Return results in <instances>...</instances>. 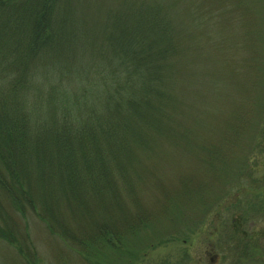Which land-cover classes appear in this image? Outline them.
<instances>
[{
  "label": "trees",
  "instance_id": "obj_1",
  "mask_svg": "<svg viewBox=\"0 0 264 264\" xmlns=\"http://www.w3.org/2000/svg\"><path fill=\"white\" fill-rule=\"evenodd\" d=\"M226 2L225 10L217 9L229 26L225 30L236 38L245 34L252 44L256 36L263 41V30H250L248 21L232 26L226 15L262 2ZM184 5L0 0V244L23 264H45L30 239L32 219L83 264H137L150 251V226L157 221L145 198L152 188L150 162L160 150L201 157L220 181L235 168L228 190L242 183L253 161L249 152L239 162L233 158L240 145L235 111L227 119L217 109L214 120L182 124L201 107L204 117L211 113L204 106L181 109L182 98L196 103L185 97L201 60L190 27L203 24ZM259 55L264 59V47ZM248 110L257 121L250 131L255 142L263 104L250 101ZM254 189L252 194L264 196V187ZM221 196L198 220L215 213L225 200ZM248 216L244 223L255 220L253 209ZM19 220L24 234L16 229ZM243 234V257L262 251L252 229Z\"/></svg>",
  "mask_w": 264,
  "mask_h": 264
},
{
  "label": "rangeland",
  "instance_id": "obj_2",
  "mask_svg": "<svg viewBox=\"0 0 264 264\" xmlns=\"http://www.w3.org/2000/svg\"><path fill=\"white\" fill-rule=\"evenodd\" d=\"M233 1L238 3V0ZM256 1L262 3L256 4L254 10L242 7L239 11L242 13L226 14L232 26L235 23V27L241 28V24L248 21L250 30L253 28L255 31H264V3L263 0ZM183 2L185 7L193 11L189 14L196 13L203 24L205 20L208 22L204 24V28L200 24L197 29L195 21L190 27V34L197 40L196 43H200L201 60L197 61L198 72L190 82L193 84L189 83L185 92V97L196 103L179 98L182 102L181 109L184 112L191 107L204 106L211 113L204 117L205 110L201 107L193 118L185 116L186 121L182 124L198 125L206 120H214L218 118L214 116L217 109L227 119L230 112L235 111L239 122L240 145L235 146L237 148L233 150V158L239 156V162L249 152L253 162L240 181L242 183L228 190V184L235 178V168L220 181L215 171L201 165V157H193L190 152H185L188 154L184 158L182 153H170L167 150L156 153L154 164L150 162L152 188L150 187V195L145 200H150V217L155 215L157 221L150 226V251L137 264H264V196L252 194L253 187L254 190L256 186L264 187V123L260 122L261 132H256L258 136L253 142L250 131L257 121L250 117L251 111L248 110L250 101L263 104L264 110V59L259 55L260 49L264 47V40L256 36L252 44L243 38L245 34L236 38L230 30H225L229 26L226 22V26L222 23L218 12L227 8L226 0ZM185 22L182 21L183 24ZM256 22L258 25L254 24ZM181 39L185 40L184 37ZM185 46L190 50L195 47L193 41L186 42ZM217 83L219 89L212 88ZM203 100L206 104H203ZM172 126L174 131V123ZM245 134L246 138L243 140L241 136ZM197 154L202 155L201 152ZM226 157L229 158L228 155ZM173 158L176 159L175 164H165L170 163ZM221 194L225 200L215 209V213L206 220H198L204 213V207ZM251 209L254 210L255 220L244 223ZM234 222H239L240 227L236 225V228ZM196 224L198 228H194ZM17 228L24 234V223L21 220L16 221ZM246 229H252L257 244L263 247L262 251L252 257H246L247 254L243 257L241 250L240 241L245 238L243 232ZM29 235L45 264H83L74 252L50 235L36 219L29 221ZM144 241L145 237L142 238V243ZM0 260L2 264H23L13 249L4 244H0Z\"/></svg>",
  "mask_w": 264,
  "mask_h": 264
}]
</instances>
